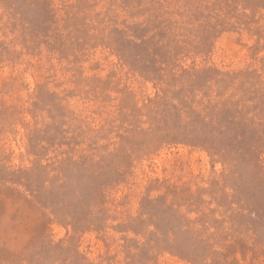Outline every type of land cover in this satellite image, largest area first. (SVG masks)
<instances>
[{"label": "rangeland", "instance_id": "obj_1", "mask_svg": "<svg viewBox=\"0 0 264 264\" xmlns=\"http://www.w3.org/2000/svg\"><path fill=\"white\" fill-rule=\"evenodd\" d=\"M0 264H264V0H0Z\"/></svg>", "mask_w": 264, "mask_h": 264}]
</instances>
